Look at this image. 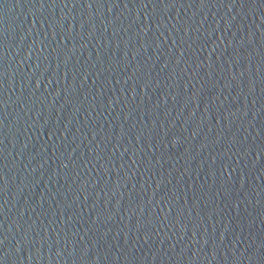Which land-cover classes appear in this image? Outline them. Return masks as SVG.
Segmentation results:
<instances>
[{"label":"water","instance_id":"1","mask_svg":"<svg viewBox=\"0 0 264 264\" xmlns=\"http://www.w3.org/2000/svg\"><path fill=\"white\" fill-rule=\"evenodd\" d=\"M2 264H264V0H0Z\"/></svg>","mask_w":264,"mask_h":264},{"label":"snow or ice","instance_id":"2","mask_svg":"<svg viewBox=\"0 0 264 264\" xmlns=\"http://www.w3.org/2000/svg\"><path fill=\"white\" fill-rule=\"evenodd\" d=\"M0 264H2V262H0Z\"/></svg>","mask_w":264,"mask_h":264}]
</instances>
